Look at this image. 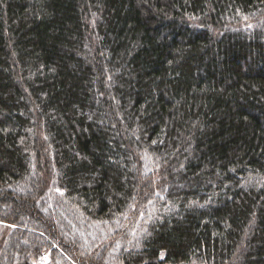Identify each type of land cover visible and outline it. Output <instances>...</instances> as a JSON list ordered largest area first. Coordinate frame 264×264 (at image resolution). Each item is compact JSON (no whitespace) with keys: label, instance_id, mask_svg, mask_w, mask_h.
Here are the masks:
<instances>
[{"label":"trees","instance_id":"obj_1","mask_svg":"<svg viewBox=\"0 0 264 264\" xmlns=\"http://www.w3.org/2000/svg\"><path fill=\"white\" fill-rule=\"evenodd\" d=\"M42 261L264 264V0H0V264Z\"/></svg>","mask_w":264,"mask_h":264},{"label":"rangeland","instance_id":"obj_2","mask_svg":"<svg viewBox=\"0 0 264 264\" xmlns=\"http://www.w3.org/2000/svg\"><path fill=\"white\" fill-rule=\"evenodd\" d=\"M114 226H116V224ZM45 260L47 261L48 259L46 258ZM46 261H42L41 264H46Z\"/></svg>","mask_w":264,"mask_h":264}]
</instances>
